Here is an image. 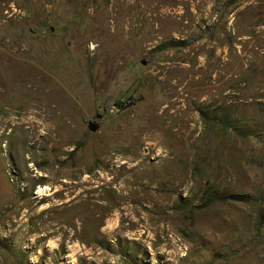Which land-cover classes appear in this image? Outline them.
Returning a JSON list of instances; mask_svg holds the SVG:
<instances>
[{
  "label": "rangeland",
  "instance_id": "rangeland-1",
  "mask_svg": "<svg viewBox=\"0 0 264 264\" xmlns=\"http://www.w3.org/2000/svg\"><path fill=\"white\" fill-rule=\"evenodd\" d=\"M0 121V264H264V0H0Z\"/></svg>",
  "mask_w": 264,
  "mask_h": 264
},
{
  "label": "bare ground",
  "instance_id": "bare-ground-1",
  "mask_svg": "<svg viewBox=\"0 0 264 264\" xmlns=\"http://www.w3.org/2000/svg\"><path fill=\"white\" fill-rule=\"evenodd\" d=\"M39 113L40 112H35V111H30L26 116H24V118H22L21 117V119H18V120H16V119H12V121L11 122H13L12 124H13V128H18V127H21L24 131H20V132H18V135H17V138H18V140H19V143L21 144V143H23L24 142V140H25V135L23 134L24 132L27 134V132H29L28 134L29 135H31V136H35L37 133L39 134H41V133H43V132H46V134L48 135V134H52V142H53V144H52V146H51V148H56V147H58L60 144H62V140L61 139H59V134H58V126H53L52 124L51 125H46V126H42L41 125V122L43 121V119H40V120H38V118H39ZM42 113V112H41ZM51 113V112H50ZM49 114V113H48ZM13 116V115H12ZM41 116H42V114H41ZM9 119H10V117H9ZM54 119H56V118H54ZM5 121V120H4ZM8 121V120H7ZM1 122V121H0ZM44 123V122H43ZM51 123V122H50ZM49 123V124H50ZM2 124H3V121H2ZM10 124V123H9ZM46 124V123H45ZM11 125V124H10ZM26 125H28L29 127L27 128L26 127ZM57 125V124H56ZM72 125H74V124H72ZM23 126H25V127H23ZM69 127V126H68ZM42 128V130H39V129H41ZM71 128V127H70ZM72 129V128H71ZM2 130V129H1ZM37 130H39V132L37 131ZM2 132V131H1ZM13 132V131H12ZM4 134V133H3ZM3 136V135H2ZM27 136V135H26ZM30 136V137H31ZM4 137V136H3ZM29 137V136H28ZM74 137V136H73ZM67 138V137H66ZM42 139V138H41ZM50 139V140H51ZM74 139H75V137H74ZM26 140H27V137H26ZM47 140V139H46ZM69 140V139H68ZM49 141V140H48ZM71 142H72V140H71ZM66 143H64V145H65ZM63 145V144H62ZM35 146V145H34ZM40 146V145H39ZM22 147V146H21ZM50 148V149H51ZM60 149V148H59ZM58 149V150H59ZM22 150V149H21ZM54 150V149H53ZM59 153V152H58ZM21 154V153H20ZM59 155V154H58ZM58 155H57V157H58ZM61 156V155H60ZM59 158V157H58ZM55 162H57V161H55ZM78 162V161H77ZM59 163V162H58ZM60 165H61V163H59ZM63 164V163H62ZM75 164V163H74ZM59 165V166H60ZM78 165V164H77ZM76 165V166H77ZM86 166V165H85ZM90 167V166H89ZM86 168V167H85ZM80 169V168H79ZM87 170V169H86ZM83 172V169H81V170H73V171H69V170H67V169H61V168H56V169H54L53 170V172H52V174L50 175V176H42V175H39L38 177H36L35 178V181H36V183H43V182H61V184H62V188H67V187H69V188H76V187H79L83 182L79 179L78 180V182L77 183H70L67 179L69 178V177H71V176H73V175H76V176H78V177H80V175H81V173ZM86 174V173H85ZM117 176V175H116ZM74 177V176H73ZM82 177V176H81ZM63 178V180H61ZM85 178H86V176H85ZM117 178V177H116ZM70 179V178H69ZM92 179V178H91ZM61 180V181H60ZM72 180V179H71ZM85 181V183H88V179L86 178V179H84ZM34 181V182H35ZM91 181V180H90ZM72 182V181H71ZM73 182H74V180H73ZM89 184V183H88ZM87 185V184H86ZM61 186V185H60ZM88 187V186H87ZM84 188V187H83ZM94 189V188H93ZM74 190V189H73ZM86 190V189H85ZM110 190V189H109ZM89 191V190H88ZM93 191V190H92ZM57 192H59L58 190H57ZM60 192H61V190H60ZM94 192V191H93ZM40 193V194H39ZM38 194L43 198V199H46L47 197H49V195H47V194H45L44 193V191L43 190H41V192H39ZM68 194V193H67ZM89 194V193H88ZM87 194V195H88ZM78 195L79 194H77L74 198H71L70 200H67V202H71V201H74V199L76 200V198L78 197ZM105 195V194H104ZM70 196V194H68V195H66L65 197L68 199V197ZM81 196V195H80ZM103 196V195H102ZM87 197V196H86ZM96 198V197H95ZM98 199V198H97ZM93 200V199H92ZM94 200H96V199H94ZM82 201H84V200H82ZM95 202V201H94ZM64 203H66V201L64 202ZM106 206V205H105ZM70 207V206H69ZM66 209V208H65ZM90 211V210H89ZM91 214V213H90ZM101 214V213H100ZM99 216V215H98ZM103 216V215H102ZM102 218V217H101ZM98 220V219H97Z\"/></svg>",
  "mask_w": 264,
  "mask_h": 264
},
{
  "label": "water",
  "instance_id": "water-1",
  "mask_svg": "<svg viewBox=\"0 0 264 264\" xmlns=\"http://www.w3.org/2000/svg\"><path fill=\"white\" fill-rule=\"evenodd\" d=\"M89 128H90L92 131H97V130L99 129V126L91 122V123L89 124Z\"/></svg>",
  "mask_w": 264,
  "mask_h": 264
}]
</instances>
